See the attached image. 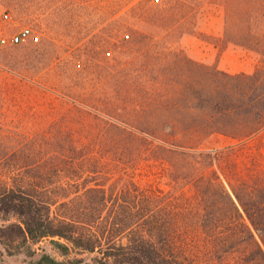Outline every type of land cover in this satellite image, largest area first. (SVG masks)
Instances as JSON below:
<instances>
[{"label":"trees","instance_id":"trees-1","mask_svg":"<svg viewBox=\"0 0 264 264\" xmlns=\"http://www.w3.org/2000/svg\"><path fill=\"white\" fill-rule=\"evenodd\" d=\"M218 3L223 39L264 64V28L252 25L264 19L259 0ZM125 41L135 53L139 40ZM164 54L151 56L161 62L149 78L105 66L97 98L0 65V108L66 112L48 124L0 122L6 247L34 264H88L84 252L98 264H264V174L233 177L203 146L215 134L245 144L263 129L264 65L230 74Z\"/></svg>","mask_w":264,"mask_h":264},{"label":"rangeland","instance_id":"rangeland-1","mask_svg":"<svg viewBox=\"0 0 264 264\" xmlns=\"http://www.w3.org/2000/svg\"><path fill=\"white\" fill-rule=\"evenodd\" d=\"M218 1L0 0V17L5 12L10 15L9 20L2 21L0 37H9L25 25L39 34L38 41L27 39L6 44L0 41V65L6 64L51 84L74 86L75 90L84 87L95 91L92 98L98 96L100 85L95 87V82L97 78L100 80V73L104 74L105 66L116 75L130 73V78L132 73H138L149 78L155 65L161 62L158 58L157 63H152V57L157 54L166 59L164 53L168 50L180 51L230 74L252 73L264 65L262 58L253 50L223 39L224 7ZM259 2L264 8V0ZM252 25L264 28V19L258 18ZM132 38L139 40L133 54L131 45L125 41ZM47 95L61 98L52 90ZM54 103L61 106L59 100ZM40 107L29 103L9 109L3 106L0 122L18 126L48 124L66 114L63 108L49 109L47 104ZM259 107L264 112V101ZM241 143L215 134L203 146L224 155L221 163L233 177L237 173L247 178L258 172L264 174V127L245 144ZM8 222L0 218V227ZM45 246L51 250L48 244ZM77 256L88 264H98L91 260L93 254L89 252ZM32 260L25 252L8 248L0 240V264H34Z\"/></svg>","mask_w":264,"mask_h":264},{"label":"built area","instance_id":"built-area-1","mask_svg":"<svg viewBox=\"0 0 264 264\" xmlns=\"http://www.w3.org/2000/svg\"><path fill=\"white\" fill-rule=\"evenodd\" d=\"M10 19V15L8 12H5L2 14V16L0 17V26L2 24V21H7ZM34 40V41H38L39 40V34L30 26H21L18 31L12 33L9 37L8 36H1L0 37V41L3 44L6 43H20L23 42L24 40ZM110 52L108 51L107 54H109Z\"/></svg>","mask_w":264,"mask_h":264}]
</instances>
